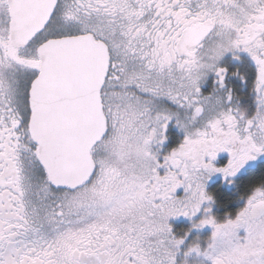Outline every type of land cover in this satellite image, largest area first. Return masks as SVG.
I'll list each match as a JSON object with an SVG mask.
<instances>
[{
	"label": "snow or ice",
	"instance_id": "snow-or-ice-1",
	"mask_svg": "<svg viewBox=\"0 0 264 264\" xmlns=\"http://www.w3.org/2000/svg\"><path fill=\"white\" fill-rule=\"evenodd\" d=\"M0 264H264V0H0Z\"/></svg>",
	"mask_w": 264,
	"mask_h": 264
}]
</instances>
